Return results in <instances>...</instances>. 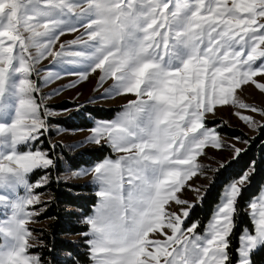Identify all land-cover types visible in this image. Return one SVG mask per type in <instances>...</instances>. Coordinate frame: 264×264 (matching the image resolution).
<instances>
[{
	"label": "snow or ice",
	"instance_id": "obj_1",
	"mask_svg": "<svg viewBox=\"0 0 264 264\" xmlns=\"http://www.w3.org/2000/svg\"><path fill=\"white\" fill-rule=\"evenodd\" d=\"M97 71L95 91L112 83L87 103L132 98L113 119L88 112L90 127L63 129L89 131L84 139L54 142L56 117L86 105L61 109L46 101ZM64 76L77 79L43 92ZM242 85L264 93V0H0V264H55L33 251L45 245L29 225L51 203L39 190L56 183L74 196V181L88 176L97 197L91 213L71 211L70 202L68 213L70 223L78 216L84 226L75 234L88 264H264V185L240 204L255 161L222 185L203 231L192 219L207 195V187L189 184L209 168L198 157L229 147L226 169L244 152L223 142L225 122L209 126L206 114L231 105L264 118V107L236 95ZM234 114L264 128L252 115ZM88 145L114 158L79 162L74 153ZM186 187L196 201L183 198ZM242 215L251 227L240 223ZM65 251L61 264H77L79 257Z\"/></svg>",
	"mask_w": 264,
	"mask_h": 264
},
{
	"label": "trees",
	"instance_id": "obj_2",
	"mask_svg": "<svg viewBox=\"0 0 264 264\" xmlns=\"http://www.w3.org/2000/svg\"><path fill=\"white\" fill-rule=\"evenodd\" d=\"M78 103L69 100H63L59 103L52 104L56 108H74ZM121 107H104V106H91L86 105L81 109L79 113L72 111L64 117L56 118L53 124H59L64 128H87L90 127V121L85 119V113L90 112L95 117L100 118H112ZM213 125V124H212ZM219 131L229 137H240L241 140H248L246 148L241 157L232 162L226 169H221V166L217 167L212 179L215 181L210 187H207V195L204 198L203 205L196 207L192 213V219H198L200 221V228L205 226V223L209 219L214 205L217 203L221 193L222 185L232 176L238 175L242 169H244L250 162L255 161L256 176L250 188L244 193L243 199L240 201L241 205H244L250 198L260 190L264 182V128H258V132L254 136L245 135L240 129L223 126L219 128ZM55 134L52 133V136ZM93 148V151H87L88 148L81 149L74 154L79 158V162L86 165H90L95 161L101 160L104 157L112 154L109 149ZM81 153H84L81 155ZM231 160V159H230ZM77 187L74 189L76 195H70L63 185H57L52 183L46 189L52 196L51 203L48 204L47 211L41 215L40 219H51L47 228L37 229L40 232L41 239L44 242V247H38L33 251L41 254L46 258H50L55 264H61L63 259L67 256L66 249H70L79 259L77 264H88L87 249L83 244V238L75 233L84 230V226L76 223L79 219L78 216L72 217L71 223L68 219L69 202L71 203V211L75 212L77 209L82 211L83 215L91 213L93 205L97 201L95 190L88 182H74ZM240 223L242 225H248L251 227L247 216L240 217ZM71 231L72 235H67ZM239 234V229H237ZM74 237H76L74 239ZM77 241V244H68V241ZM236 241L233 238V244ZM54 247L55 251L49 252L48 248ZM264 257V253L260 254Z\"/></svg>",
	"mask_w": 264,
	"mask_h": 264
},
{
	"label": "rangeland",
	"instance_id": "obj_3",
	"mask_svg": "<svg viewBox=\"0 0 264 264\" xmlns=\"http://www.w3.org/2000/svg\"><path fill=\"white\" fill-rule=\"evenodd\" d=\"M82 31V30H81ZM80 33H74V34H69L65 35L60 38V42L64 41H70L72 39H75L77 36H79ZM56 48H59V43L56 45ZM52 60V57H48L47 59L43 60L41 62L40 67L44 68L49 65L50 61ZM99 71L96 73H92L89 75V79L85 82L80 83L77 87L75 88H70L65 90L62 94L51 97L49 98L46 103L48 105H52L55 103H59L63 100H69L72 102H76L80 105H91V106H104V107H121L116 114L112 118H103V119H113L118 112L122 109V106L126 104L127 99L132 98V97H116L113 99H107V100H102V101H94L92 103H87L91 97L93 96H99L100 93L104 92L105 89H107L112 81L108 80L102 87L99 88L98 91H95L97 87V81L99 79ZM77 79L75 76H64L61 79L51 83L47 87L43 88L44 93H49L52 92L54 89L68 84L70 81ZM260 79V78H258ZM236 95L241 99L244 103L247 104H255L257 107H264V93H261L258 89H255L253 85H242L240 89H237ZM239 111L243 115H252L257 121H260L261 123H264V118H262L258 113H251L250 110H245V109H239L234 108L233 106H217V108L214 111V114H206V120L209 122V126H212V124H218L220 121H224L223 126L231 127V128H236L240 129L245 135L248 136H254L258 132V128H252L249 127L245 122H243L237 115L234 114V112ZM70 113V112H69ZM67 114L57 116L58 117H64ZM60 126V125H59ZM221 126V127H223ZM57 125L53 124V133L55 134L52 136V139L56 143L63 142L64 144H72L75 143L76 141H80L84 139L86 136L90 134L89 131H81L77 132L74 134H70L68 132H64L63 129L64 127L60 126L61 132L60 134H56L55 129ZM223 142L227 144H234L236 147H239L241 149L246 148L247 144L242 143L241 141L235 140L233 137H229L226 135L222 136ZM48 145L47 143L44 144V147L46 148ZM94 147L92 145L86 146V148ZM81 149H77V151H80ZM232 150L229 147H223L221 149H214V148H207L205 150V153L198 157L197 163L201 165H207L209 166L208 169H206V174H201L198 173L191 181H189V184H191L193 187H199L201 191H203L206 187L209 186L210 184V179H212L213 174L216 170L217 167L221 166V162L224 161H229L232 158ZM108 156H112L114 158V154H110ZM33 179H36L34 176ZM92 177L88 176L86 178L74 181V182H88L91 181ZM264 185V182L263 184ZM94 189V188H93ZM39 191L43 192L44 194L42 195L41 199L42 200H50L52 198L51 194L46 190V189H40ZM183 198L188 199L190 201H196L197 196L196 194L188 190L186 187V190L183 194ZM173 209L178 210L179 206L172 205ZM214 210V208H213ZM212 210V213H213ZM211 213V214H212ZM211 217V215H210ZM209 217V219H210ZM208 219V220H209ZM207 220V221H208ZM51 219H40L38 218V222L30 223L29 227L37 230V229H42V228H47ZM206 227V223L205 226ZM203 227V228H204ZM203 228L198 229V231H203ZM37 235H40V232L36 233ZM76 237H74L75 239Z\"/></svg>",
	"mask_w": 264,
	"mask_h": 264
}]
</instances>
